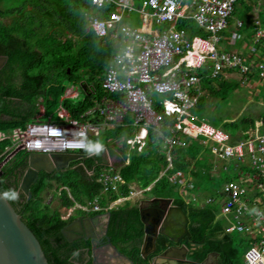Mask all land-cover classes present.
Here are the masks:
<instances>
[{"label":"trees","instance_id":"1","mask_svg":"<svg viewBox=\"0 0 264 264\" xmlns=\"http://www.w3.org/2000/svg\"><path fill=\"white\" fill-rule=\"evenodd\" d=\"M113 8L111 3L97 8L89 0H0V55L7 56L0 70V129L24 126L36 117L39 114V97L43 105V112L39 115L41 119H48L50 115L56 118L53 113L59 104L66 108L70 116L78 118L92 105L94 96L104 93L101 88L103 72L115 51L116 42L108 35H96L89 26V16L102 17ZM240 15L246 16V11L240 12ZM178 26H184L189 33L205 34L191 19H180ZM198 72L202 75L204 71L199 69ZM248 76H251L250 73ZM78 83L81 88L76 96H63L68 85ZM84 84L92 85L94 91L85 89ZM236 84L235 80L226 79L221 73L203 76L202 94L194 112L204 118L208 96L225 98L236 88ZM156 108L162 112L158 105ZM262 113L263 110L255 116L225 119L221 128L231 135L232 140L242 139L246 136L245 130ZM172 121L171 116L163 113L160 129L168 133ZM127 123L126 119L124 125L106 130L102 137L90 136L89 140L101 142V139L107 140L116 135L129 136L132 130ZM10 143L7 137L0 139V152ZM112 144L109 146L110 153L116 155V167L125 181L116 190H104L98 180L103 165L102 152L72 159L63 169L39 171L30 185V197L19 187L27 166L28 151L19 149L2 165L0 187L3 193L10 189L19 193L18 201H10L38 238L50 264L92 263L90 258L85 260L81 257L80 250L90 247V242L84 238L68 239L63 233L64 227L75 215L71 213L62 217L57 207L45 203L42 195L45 189L52 188L58 194L60 204L66 208L75 202L87 204L93 197L106 206L109 200L128 196L133 184L140 188L151 184L149 189L144 190L151 191L149 196H169L173 203L182 206L186 212L187 231L181 241L192 251V258L201 260L211 252L217 253L214 264H236L242 258V240L236 238L235 232H227L224 221L217 217L219 189L225 180L234 176L233 165L227 166L223 162L226 167L218 171L219 180L213 187L210 181L217 179V174L212 171L215 161L208 157L212 152L199 138L187 136L184 146H174L173 168H168L162 175L159 172L166 167L167 161L157 137H151L140 150L136 146L131 147L125 140L122 146ZM8 151L1 155L0 160ZM176 168L189 174L187 186L182 192L179 185L168 178V174ZM245 168L248 169L247 166ZM88 169L94 172L87 173ZM200 191L203 197L211 196L212 200L201 204L193 198H185L190 192L198 197ZM74 210L87 212L78 207ZM100 211H110L108 233L112 244L135 264H143L146 259L139 252L143 228L138 201L125 198ZM168 243L169 239L159 234L152 253L162 251Z\"/></svg>","mask_w":264,"mask_h":264},{"label":"built area","instance_id":"2","mask_svg":"<svg viewBox=\"0 0 264 264\" xmlns=\"http://www.w3.org/2000/svg\"><path fill=\"white\" fill-rule=\"evenodd\" d=\"M237 1L141 0L135 5L133 0H89L97 8L106 3L116 5V9L105 16L89 17V26L96 35H110L120 39L121 44L103 73L101 88L104 93L94 96L92 105L78 118L70 116L60 104L54 112L56 119H41L37 115L24 126L0 129V139L7 137L11 141L0 152V157L20 143L27 151L89 155L83 147L77 146L82 140L86 142L90 136L98 137L108 129L124 125L127 119L133 131L131 135H116L102 141L103 165L98 180L104 190H116L125 181L116 167V155L111 157L109 146L112 143L122 146L125 140L131 147L141 149L151 137H157L167 153L163 174L173 167L172 148L185 145L186 135L199 138L204 145L210 142V151L220 158L233 159L238 166L237 174L241 176L239 180L224 182L221 187L219 213L227 222L226 230L241 231L251 238L244 252L246 264H264V114L245 131L244 138L232 140L226 130L194 112L202 94L203 76L220 73L226 76L237 71L242 82L254 74L264 80V27H255L254 42L260 47L251 46L246 53L247 59L240 52L218 45L220 32L229 26V17ZM130 10L139 13L141 26L120 23L125 11ZM180 19L193 20L205 34H190L184 26H178ZM154 23L163 27H154ZM243 23L242 19H236L237 27ZM199 69L204 71L202 75ZM72 86L78 89L80 83ZM73 87L68 86L63 96H76L78 91ZM85 89L94 91L92 85H85ZM150 92L160 95L161 99L153 102L148 97ZM40 101L38 108L43 111ZM163 113L173 118L168 133L160 129ZM93 172V169L87 170V173ZM183 175V171L176 168L168 178L176 183L181 178L184 181ZM149 187L133 188L129 196L109 200L106 206L93 197L87 204L75 202V207L109 209L123 198Z\"/></svg>","mask_w":264,"mask_h":264},{"label":"water","instance_id":"3","mask_svg":"<svg viewBox=\"0 0 264 264\" xmlns=\"http://www.w3.org/2000/svg\"><path fill=\"white\" fill-rule=\"evenodd\" d=\"M7 59L6 55H0V68ZM23 144L16 145L9 153L0 160V173L2 165ZM77 153L57 152L48 154L40 151H29L27 155V166L21 176L19 187L31 196L30 185L33 183L39 171L52 172L54 169L65 168ZM147 201L157 204L143 206L139 204L140 221L143 224V237L140 244V255L145 258L144 264H209L205 259H194L188 256V246L184 243L170 244L162 251L151 254L156 248V238L159 234L165 235L169 240L177 242L187 229L186 212L182 206L174 204L171 197L152 196ZM110 211H104L90 218L92 225L99 222V218L105 220L106 224ZM68 239L84 237L80 231L67 224L63 229ZM106 233V228L103 231ZM89 235L85 236L88 237ZM105 244L95 245L91 236L90 256L93 264H134L132 259L118 250L107 236ZM0 264H50L44 254L41 244L23 220L21 214L11 201L3 196L0 187Z\"/></svg>","mask_w":264,"mask_h":264},{"label":"rangeland","instance_id":"4","mask_svg":"<svg viewBox=\"0 0 264 264\" xmlns=\"http://www.w3.org/2000/svg\"><path fill=\"white\" fill-rule=\"evenodd\" d=\"M135 4L139 5V1H135ZM235 7L236 9H234L232 15L229 17V26L222 30V32H220L222 36L220 41L218 42V45H220V47L225 50L240 52V54L243 55L245 59H247L246 53L251 46L255 45L257 47H260L259 43L254 42V29L255 27H264V1L238 0ZM244 10L246 11V16H241L240 12H243ZM260 13L263 14V18H259ZM131 15L133 16L134 12H132ZM236 19H242L244 21L243 26L237 27ZM256 19L259 20L256 21ZM233 74L234 73L227 74L223 77H225L226 79L235 80V82L237 83L236 88L233 91L229 92V94L225 98H215L208 96L206 101L207 110H205L203 119L218 127H221V122L225 119H239L242 116H255L258 111H262L264 108V80L258 78L254 74L251 78H248L245 82H242V76H240L237 71L235 72V75ZM69 86L73 87L72 85ZM73 88L77 89V87ZM77 91L79 93L80 90L77 89ZM148 97L153 102H157L161 99V96L156 94L155 92L148 93ZM38 100H40V97L38 98ZM212 118H214L217 123H215ZM206 146L209 149L210 142ZM111 157L114 158L113 154L111 155ZM208 157L215 161L212 165V171L214 175L217 174L215 177L217 178L219 175L218 171L223 167V162L213 154L209 153ZM232 165L233 163L229 164L227 162V166ZM228 173L230 174V172H227L226 174ZM218 180L219 178L215 179V181H210V185L215 187ZM149 193H151V191H145L142 194L149 195ZM199 193L200 194L198 195V197H196L192 193L187 194L186 197H188L187 199L193 198L195 202L202 203L204 197L201 194V191ZM42 195L45 203H49L51 206L57 207L65 217L69 215L68 213H73L74 207L77 206L76 203L68 208L61 205L58 194L55 193L52 188L45 189ZM138 195L141 194H135L130 197L131 201H139L140 198L138 197ZM235 235L238 240H242L241 242L244 246L246 244V241L244 240L243 235L237 232L235 233ZM236 264H243V261L240 259Z\"/></svg>","mask_w":264,"mask_h":264},{"label":"crops","instance_id":"5","mask_svg":"<svg viewBox=\"0 0 264 264\" xmlns=\"http://www.w3.org/2000/svg\"><path fill=\"white\" fill-rule=\"evenodd\" d=\"M133 2H134V4H135V0H133ZM141 2V1H140ZM139 2V3H140ZM112 4V3H111ZM114 5V4H113ZM136 5V4H135ZM114 9H116V5H114V8L113 9H111V10H114ZM132 12H134V15L132 16L131 15V13ZM107 14H108V12H107ZM106 14V15H107ZM90 17V16H89ZM259 18H263V14H261L260 13V15H259ZM123 22H126V23H128V24H130V25H133V26H141L142 25V20H141V18H140V16H139V13L136 11V10H130V11H125V13H124V16H123V18L121 19V21H120V23H123ZM153 26L154 27H157V28H160V26L162 27L163 25L161 24V25H159V24H153ZM198 26V25H197ZM199 27V26H198ZM200 28V27H199ZM201 29V28H200ZM202 30V29H201ZM191 34V33H190ZM110 38H113L114 40H115V42H116V47H115V51L114 52H116V51H118L119 49H120V39H117V38H114V37H112V36H110V35H108ZM113 52V53H114ZM112 58V57H111ZM111 58H110V61H111ZM110 61H109V63H110ZM108 63V64H109ZM107 64V65H108ZM106 69V68H105ZM105 71V70H104ZM104 73V72H103ZM232 73H234L233 75H235V72L233 71ZM79 84V83H78ZM78 84H76V85H78ZM85 85V84H84ZM84 85H83V87H84ZM200 85H201V82H200ZM69 86V85H68ZM67 86V87H68ZM66 87V88H67ZM80 86H78V89L80 90ZM41 99V98H40ZM262 103V102H261ZM264 104V103H263ZM60 105V104H59ZM58 105V106H59ZM43 106V105H42ZM58 106L54 109V112H55V110L58 108ZM42 110H40L39 109V114L38 115H40V114H42ZM259 112V111H258ZM257 112V113H258ZM54 114V113H53ZM264 114V108H263V113L261 114V115H259L257 118H255V121H257L262 115ZM55 115V114H54ZM56 116V115H55ZM48 118H52V119H54V116H52L51 117V115L48 117ZM255 121H254V123H255ZM254 123H253V125H254ZM253 125H251V126H253ZM119 126V125H118ZM251 126H249L247 129H249ZM246 129V130H247ZM132 130V129H131ZM245 130V131H246ZM105 132V131H104ZM103 132V133H104ZM102 133V134H103ZM132 133H133V131H132ZM102 134L100 135V136H98V137H102ZM186 137H187V135L184 137L185 138V141H186ZM195 138V137H194ZM102 139H101V143H102ZM161 143V142H160ZM111 145H113V144H111ZM161 146H162V144H161ZM178 146H184V145H178ZM143 147V146H142ZM163 147V146H162ZM164 148V147H163ZM138 150H140V149H138ZM164 151H165V158H166V155H167V153H166V149L164 148ZM172 152V151H171ZM213 154V153H212ZM172 155V158L174 159V155H173V153L171 154ZM214 156H216L217 158H219L220 160H222V162H224L225 163V165H227V162H230V163H233V166H234V171H233V174H234V176L231 178V179H229V180H239L240 179V177L241 176H239L238 174H237V170H238V166H236L235 165V161L233 160V159H223V158H220L219 156H217V155H215V154H213ZM173 159H172V162H173ZM167 161V160H166ZM224 165V166H225ZM223 166V167H224ZM226 167V166H225ZM173 168V167H172ZM172 168H170V169H172ZM244 168H245V166H244ZM165 169V168H164ZM164 169H162L160 172H159V175H161L162 174V171L164 170ZM167 170V169H166ZM174 170V169H173ZM172 170V171H173ZM183 177H184V181H182L183 180V178H181L180 179V181H178V182H176V184H178L179 185V187H180V189H181V192L183 191V189L185 188V186H187V179H189V174L188 173H186V172H184L183 171ZM229 180H225L224 182H226V181H229ZM223 182V183H224ZM151 185V184H150ZM149 185V186H150ZM223 185V184H222ZM222 185H221V187H222ZM137 186V185H136ZM134 184L133 185H131V187L132 188H140V187H136ZM221 187H220V189H219V193H220V191H221ZM143 192L141 191V192H139V193H137V194H141V195H138V197L140 198V200L142 199V198H145V197H152L153 195H143L142 194ZM191 193V192H190ZM192 194H194V193H192ZM185 196H186V192H185V194H184ZM195 195V194H194ZM167 197H169V196H167ZM138 198V199H139ZM186 199L188 198V197H185ZM208 198H211V200H212V198L213 197H204V200H203V202L202 203H204L205 201H208L207 199ZM221 198H222V196H221V193H220V195H219V198H218V201H219V210H218V212H217V217H219L220 219H222L223 221H224V223H225V230H226V224H227V222H226V220L220 215V207H221ZM188 200V199H187ZM210 201V200H209ZM201 203V204H202ZM227 231V230H226ZM227 232H237V233H239V234H241V235H243V237H244V240L246 241V244L244 245V251H243V255H242V258H241V260L243 261V264H246L245 263V261H244V252H245V250H246V248L249 246V244H251V238L250 237H248V235H246L245 233H243V232H241V231H227ZM210 254V255H209ZM204 259L206 260V262L207 263H209V264H214L215 262H216V258H217V253H213V252H211V253H209Z\"/></svg>","mask_w":264,"mask_h":264},{"label":"flooded vegetation","instance_id":"6","mask_svg":"<svg viewBox=\"0 0 264 264\" xmlns=\"http://www.w3.org/2000/svg\"><path fill=\"white\" fill-rule=\"evenodd\" d=\"M1 68H0V70H1ZM82 155H83L82 153H77L76 154V156H77L76 158H79ZM165 197H167V196H165ZM146 199H147V197L142 198L141 200L138 201V208H139L140 202L143 203V206H145V207L146 206H152V205L157 204L156 202L151 203V202L147 201ZM172 202H173V199H172ZM102 212H104V211H91V210H87V212H78V211L73 210V213L72 214L75 215V217L68 224H71L73 226V228L77 229L78 231L81 232V234L84 235V237H75V238H84V239L88 240L90 242V247H91V241H90L91 236H93V243L95 245L105 244L107 242V239H106L107 236L110 238L109 233H108V226H109V222H110V216H109V219H108V223L107 224H106L104 218L103 219L99 218L100 220H99V222L96 225H92L91 222H90V218L91 217H93V216H95L97 214H100ZM105 228H106V233H103V231L105 230ZM142 228H143V224H142ZM186 231H187V229H186ZM185 232L182 234V236L180 237V239L177 242H173V241L169 240L170 243H168L167 246L170 245V244H172V243H174V244H181V243H183L181 241V239L183 238V235L185 234ZM87 235H89V236L88 237H85ZM90 247H83V248L80 249L81 250V257L84 258L85 260H87L89 258L91 259V256H90ZM191 253H192V251L188 247V256L189 257H191L190 256ZM152 254L153 253L148 254V258ZM91 263H92V259H91Z\"/></svg>","mask_w":264,"mask_h":264},{"label":"clouds","instance_id":"7","mask_svg":"<svg viewBox=\"0 0 264 264\" xmlns=\"http://www.w3.org/2000/svg\"><path fill=\"white\" fill-rule=\"evenodd\" d=\"M81 136L83 137L84 134L81 133ZM77 146L79 147H83L85 149V151L89 154V155H92V154H100L101 152L104 151V145L103 143L99 142V141H91V140H87L86 142L85 141H81ZM29 152V151H28ZM133 189V188H132ZM144 192V190L142 191ZM3 196L9 200H12V201H18L19 200V193L15 190H8L6 192L3 193ZM129 196V195H128ZM126 197V196H125ZM132 197V196H131ZM130 199V197H128ZM125 199V198H123ZM122 199V200H123ZM114 200V199H113ZM121 200V201H122ZM119 201V202H121ZM118 202V203H119ZM76 207H74L75 209ZM73 209V210H74ZM82 209V208H81ZM85 210V209H83ZM87 211V210H86ZM91 211H100V210H91ZM71 214V212L69 213V215Z\"/></svg>","mask_w":264,"mask_h":264}]
</instances>
